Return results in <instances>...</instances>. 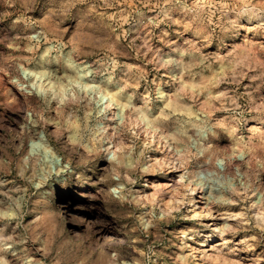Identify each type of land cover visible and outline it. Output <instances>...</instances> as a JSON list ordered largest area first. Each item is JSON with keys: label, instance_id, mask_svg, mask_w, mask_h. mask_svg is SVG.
I'll use <instances>...</instances> for the list:
<instances>
[{"label": "rangeland", "instance_id": "374dc122", "mask_svg": "<svg viewBox=\"0 0 264 264\" xmlns=\"http://www.w3.org/2000/svg\"><path fill=\"white\" fill-rule=\"evenodd\" d=\"M0 264H264V0H0Z\"/></svg>", "mask_w": 264, "mask_h": 264}, {"label": "bare ground", "instance_id": "6f19581e", "mask_svg": "<svg viewBox=\"0 0 264 264\" xmlns=\"http://www.w3.org/2000/svg\"><path fill=\"white\" fill-rule=\"evenodd\" d=\"M82 67L80 66V68H74V70L72 71V75L69 77V79H67L64 83H61L60 88L62 89L61 91H63L64 94H70V95H73V94H77V95L82 94L83 95L84 94L83 97H85L87 95V92H86L87 89L92 88L88 84L89 81L87 79V75L85 74L86 72L84 73V69ZM22 77L24 80L29 82V86H30L31 90L40 92V93L45 94V95H47L46 93H48V91H52L54 93L56 92V90L54 89L55 85L52 82V80L48 76L45 77L40 72L30 70V69H24L22 72ZM17 86L25 87V85H22L21 82H19L17 84ZM52 95H54V94H52ZM103 100L104 99H102L101 101H103ZM127 107H128L127 105H124L123 110H125V113H127L128 115L134 113L133 116H131V117H135L136 121L137 120H140V122L145 121L148 125L149 124L152 125L151 121H148L147 118H144L143 114L141 115L140 108H137V106H131V107H129V111H127L128 110ZM124 115H126V114H124ZM152 130L155 132H159L161 135H163L164 138L167 137V135H165V133L163 131L157 129L155 126H152ZM41 141H43V139H42V136L39 135V138L37 140L34 139V141L30 142L31 151H35V149L37 151V149L40 148V146H41ZM117 160H118L117 162H121V159L118 158ZM158 162L159 161H155L154 165L156 166L158 164ZM148 167L149 166H146V169H148ZM208 169L204 170V172L199 175L200 180H198V182H195L194 187H191V190H190L191 191L190 195H195V196L197 195V198H198L197 202L201 203L203 206L206 205V207L211 205V203H213V202L224 203L221 199V196H220L221 185L218 182V177L215 176L214 171L208 170ZM216 173H218V172H216ZM191 201L192 200L190 199V202ZM208 211L209 210H207L206 213H209ZM216 211H219V210H216ZM206 215H204L203 217H206ZM197 216H199V215H197L196 213H192L190 215V219L191 220L196 219ZM228 220L229 219L223 218L224 222H227ZM73 231H75L76 233L79 232L77 229H74ZM188 233L190 234V236L187 240H189V241L193 240L194 239L192 236L193 230H189ZM207 241H209V239L205 240V242L201 245V247H209L210 244H207L206 243ZM212 249H210V250H212ZM193 250L196 251V248H193ZM203 256H205V254H203Z\"/></svg>", "mask_w": 264, "mask_h": 264}]
</instances>
